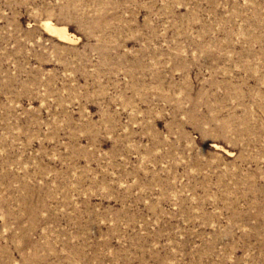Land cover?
I'll return each instance as SVG.
<instances>
[{
  "label": "rangeland",
  "instance_id": "1",
  "mask_svg": "<svg viewBox=\"0 0 264 264\" xmlns=\"http://www.w3.org/2000/svg\"><path fill=\"white\" fill-rule=\"evenodd\" d=\"M0 264H264V0H0Z\"/></svg>",
  "mask_w": 264,
  "mask_h": 264
},
{
  "label": "bare ground",
  "instance_id": "2",
  "mask_svg": "<svg viewBox=\"0 0 264 264\" xmlns=\"http://www.w3.org/2000/svg\"><path fill=\"white\" fill-rule=\"evenodd\" d=\"M50 22L49 21L44 22V26L49 32H51L52 34L56 35L57 37L63 40H67L70 38L68 33L66 32L65 27H60V25L57 26V25L52 24L53 22L52 23Z\"/></svg>",
  "mask_w": 264,
  "mask_h": 264
}]
</instances>
